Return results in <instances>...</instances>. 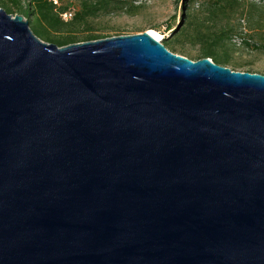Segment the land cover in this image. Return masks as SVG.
Listing matches in <instances>:
<instances>
[{
  "label": "water",
  "instance_id": "water-1",
  "mask_svg": "<svg viewBox=\"0 0 264 264\" xmlns=\"http://www.w3.org/2000/svg\"><path fill=\"white\" fill-rule=\"evenodd\" d=\"M0 264H264V74L0 8Z\"/></svg>",
  "mask_w": 264,
  "mask_h": 264
},
{
  "label": "trees",
  "instance_id": "trees-1",
  "mask_svg": "<svg viewBox=\"0 0 264 264\" xmlns=\"http://www.w3.org/2000/svg\"><path fill=\"white\" fill-rule=\"evenodd\" d=\"M189 1V11L182 15L185 19L182 26L168 25L166 29L170 34L161 39L168 50L192 60L208 57L237 70L244 64L231 59L229 48L234 46L233 36L245 32L251 40L243 43L251 50L264 52L263 0ZM199 1L200 8L195 11L193 5ZM140 7L134 0H56V3L53 0H0L1 9L11 15H22L35 35L57 46L120 35L122 29L111 32L99 28L93 20L109 14L132 16ZM68 11L71 18L64 20L61 15ZM183 39L200 44V48L192 52L180 46ZM243 71L261 73L251 67Z\"/></svg>",
  "mask_w": 264,
  "mask_h": 264
},
{
  "label": "rangeland",
  "instance_id": "rangeland-1",
  "mask_svg": "<svg viewBox=\"0 0 264 264\" xmlns=\"http://www.w3.org/2000/svg\"><path fill=\"white\" fill-rule=\"evenodd\" d=\"M254 1L258 2L259 0ZM134 3L141 6L135 15H103L93 20V23L99 28L111 32L117 28L122 29V34L120 35L139 33L146 30L153 32L159 38L158 40H161L164 36L170 34L166 29L168 25L182 26L185 20L182 15L189 11L188 7L190 5L189 0H134ZM183 3H185V7ZM199 8L200 1L193 5L195 11ZM196 13L199 18V12ZM241 23L243 24V21ZM244 40H251L245 32L233 36L232 43L234 46L229 48L231 59L244 64V66L237 68V70L243 71L251 67L264 73V52L249 49L243 43ZM179 45L192 52H196L200 48V44H193L186 39L181 40Z\"/></svg>",
  "mask_w": 264,
  "mask_h": 264
},
{
  "label": "built area",
  "instance_id": "built-area-1",
  "mask_svg": "<svg viewBox=\"0 0 264 264\" xmlns=\"http://www.w3.org/2000/svg\"><path fill=\"white\" fill-rule=\"evenodd\" d=\"M53 2L56 3V0H53ZM71 15H72L71 12L68 11V12H64V13H62L61 16H62V18H63L64 20H67V19H70V18H71Z\"/></svg>",
  "mask_w": 264,
  "mask_h": 264
},
{
  "label": "bare ground",
  "instance_id": "bare-ground-1",
  "mask_svg": "<svg viewBox=\"0 0 264 264\" xmlns=\"http://www.w3.org/2000/svg\"><path fill=\"white\" fill-rule=\"evenodd\" d=\"M149 33L152 34L155 38L159 39V38L157 37V35L154 34L153 32H149Z\"/></svg>",
  "mask_w": 264,
  "mask_h": 264
}]
</instances>
